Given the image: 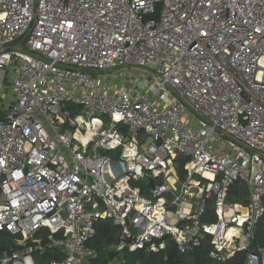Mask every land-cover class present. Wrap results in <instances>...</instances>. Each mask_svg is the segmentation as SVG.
Returning a JSON list of instances; mask_svg holds the SVG:
<instances>
[{
	"label": "built area",
	"instance_id": "1",
	"mask_svg": "<svg viewBox=\"0 0 264 264\" xmlns=\"http://www.w3.org/2000/svg\"><path fill=\"white\" fill-rule=\"evenodd\" d=\"M100 220L264 264V0H0V264H90Z\"/></svg>",
	"mask_w": 264,
	"mask_h": 264
},
{
	"label": "trees",
	"instance_id": "2",
	"mask_svg": "<svg viewBox=\"0 0 264 264\" xmlns=\"http://www.w3.org/2000/svg\"><path fill=\"white\" fill-rule=\"evenodd\" d=\"M178 162V175L183 178L187 161L178 157ZM257 234L259 243L264 245V222L259 224ZM0 238L2 240L0 241V253H3L12 246V237L4 233L0 235ZM119 239L120 228L110 220H100L96 225L94 237L87 244L95 255L90 264H110L115 260L118 264H243L244 261V253H238L226 263H216L208 258L207 251L204 249H197L182 255L172 245L161 253L124 252L121 259L120 253L115 250ZM44 245L46 246L47 243L45 242ZM34 258L37 264H49L52 260H59L61 254L55 248L46 247L44 254L36 253Z\"/></svg>",
	"mask_w": 264,
	"mask_h": 264
},
{
	"label": "rangeland",
	"instance_id": "3",
	"mask_svg": "<svg viewBox=\"0 0 264 264\" xmlns=\"http://www.w3.org/2000/svg\"><path fill=\"white\" fill-rule=\"evenodd\" d=\"M105 125H107V123L105 122ZM179 158H181V157H179ZM181 159H183V158H181ZM178 166H179V162H178V158H176L175 159V163H174V165H173V169L175 168V174H176V176L179 178V175H178ZM173 171V170H172ZM171 173V172H170ZM180 179H182V178H180ZM184 179V178H183ZM2 234H4V233H2ZM2 234H0V235H2ZM0 241H2L1 240V238H0ZM7 251V250H6ZM5 251V252H6ZM5 252H3V253H0V256H2Z\"/></svg>",
	"mask_w": 264,
	"mask_h": 264
},
{
	"label": "crops",
	"instance_id": "4",
	"mask_svg": "<svg viewBox=\"0 0 264 264\" xmlns=\"http://www.w3.org/2000/svg\"><path fill=\"white\" fill-rule=\"evenodd\" d=\"M90 250L93 251L92 249H90ZM93 253H94V251H93ZM120 255H121V254H120ZM122 255H123V254H122ZM94 256H95V255H94ZM93 258H94V257H93ZM93 258H92V259H93ZM122 258H123V257H122ZM122 258H121V259H122ZM92 259H91V260H92ZM91 260H90V261H91ZM36 264H37V263H36ZM111 264H118V262L113 261Z\"/></svg>",
	"mask_w": 264,
	"mask_h": 264
},
{
	"label": "water",
	"instance_id": "5",
	"mask_svg": "<svg viewBox=\"0 0 264 264\" xmlns=\"http://www.w3.org/2000/svg\"><path fill=\"white\" fill-rule=\"evenodd\" d=\"M124 142H126V139L124 140ZM175 187H176L177 189H179V185H178V184H177ZM119 257L122 258L123 255L121 254Z\"/></svg>",
	"mask_w": 264,
	"mask_h": 264
},
{
	"label": "bare ground",
	"instance_id": "6",
	"mask_svg": "<svg viewBox=\"0 0 264 264\" xmlns=\"http://www.w3.org/2000/svg\"><path fill=\"white\" fill-rule=\"evenodd\" d=\"M173 179H171V181H172Z\"/></svg>",
	"mask_w": 264,
	"mask_h": 264
}]
</instances>
